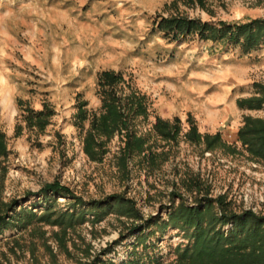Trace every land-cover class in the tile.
I'll use <instances>...</instances> for the list:
<instances>
[{"label": "rangeland", "instance_id": "obj_1", "mask_svg": "<svg viewBox=\"0 0 264 264\" xmlns=\"http://www.w3.org/2000/svg\"><path fill=\"white\" fill-rule=\"evenodd\" d=\"M175 2L0 0V131L10 150L0 158V200H19L38 215L49 203L55 210L72 209L69 196L46 202L40 194L59 182L86 203H108L113 195L132 199L143 217L105 209L94 223L96 213L88 212L85 224L64 236V246L54 236L58 227L34 221L24 232L0 234V264H91L97 257L100 263L169 264L176 247L188 244L184 233L159 224L138 227L151 218L167 221L181 202L213 203L219 210L212 201L225 197L237 214L264 216V161L254 160L238 141L245 117L264 119V109L238 104L256 95L255 84H264V43L244 54L240 46L198 37L172 41L154 27L158 17L176 14L210 23L246 22L264 18V4L207 0L203 9ZM102 71L122 74L125 92L132 88L148 98L149 117L137 119L139 134L149 133L157 118L180 119L178 144L150 138L156 152L167 153L155 171L140 166L139 157L130 161L128 174L120 170L119 135L101 162L84 153L90 120L77 125L76 114L81 102L89 112L100 111ZM45 103L55 113L50 125L43 133L30 130L24 112ZM190 119L203 135L220 132L236 151H209L185 140ZM17 125L23 127L19 135Z\"/></svg>", "mask_w": 264, "mask_h": 264}, {"label": "trees", "instance_id": "obj_2", "mask_svg": "<svg viewBox=\"0 0 264 264\" xmlns=\"http://www.w3.org/2000/svg\"><path fill=\"white\" fill-rule=\"evenodd\" d=\"M182 1L190 6L207 8V0ZM257 1L259 4H264V0ZM177 2L178 0L175 4ZM154 27L172 41L198 37L215 44L240 46L244 54L258 49L264 43V18L246 22L210 23L176 14L158 17ZM124 81L120 73L100 72L97 80L98 94L102 100L100 111L89 112L86 109L87 103L79 104L76 124L82 126L84 121L90 120V126L85 132L83 141L84 153L91 161L101 162L109 153L110 142L119 135L124 142V147L121 148L117 157L119 169L128 174L130 161L139 157L140 166L146 167L149 171H155L164 162L167 153L156 152L150 144V138L154 135L167 144H178L182 133L181 121L179 118L173 122L157 118L149 133L139 134L136 123L139 117H143L144 120L149 117L148 98L132 88L130 93L125 92L121 86ZM255 89V96L239 101L241 109H264V84H255ZM54 115V110L45 103L41 110L27 108L23 118L30 130L43 133ZM16 130L18 135L21 134L22 125H17ZM238 137L242 147L254 160L264 161L263 118L245 117ZM184 138L191 144H204L209 151L217 148L236 151L235 146L224 142L220 132L214 135H203L192 120ZM9 153L7 136L0 131V158H7ZM40 194L46 202H49L52 196H69L74 201L73 208L59 211L49 203V207L38 215L33 211L35 207L31 209L23 207L19 200L10 202L0 200V234L14 229L24 232L36 221L58 227L60 231L54 236L59 244L64 246V236L69 230H75L85 224L88 212L96 213L94 223L103 219L106 214L105 209H117L122 215L136 220L143 219L136 203L121 195H113L108 203H86L84 199L76 197L68 187L59 182L45 185ZM212 202L218 205L219 210H216L213 203L192 206L183 201L170 212L167 221L160 223V218H151L144 221V225H139L138 228L144 229L147 223L148 227L159 224L163 229L171 227L184 233L188 244L176 247V259L169 264H264V216L252 211L237 214L231 210L230 203L225 197ZM85 204H88V210L77 209L78 206ZM36 230L38 229L32 232ZM91 264L111 263H100L97 257ZM128 264L131 263L128 262Z\"/></svg>", "mask_w": 264, "mask_h": 264}]
</instances>
